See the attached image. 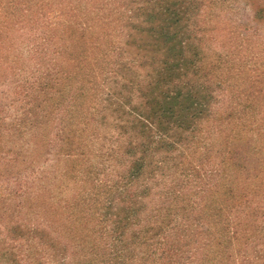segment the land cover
<instances>
[{"label": "rangeland", "instance_id": "rangeland-1", "mask_svg": "<svg viewBox=\"0 0 264 264\" xmlns=\"http://www.w3.org/2000/svg\"><path fill=\"white\" fill-rule=\"evenodd\" d=\"M162 251L264 264V0H0V264Z\"/></svg>", "mask_w": 264, "mask_h": 264}, {"label": "trees", "instance_id": "trees-1", "mask_svg": "<svg viewBox=\"0 0 264 264\" xmlns=\"http://www.w3.org/2000/svg\"><path fill=\"white\" fill-rule=\"evenodd\" d=\"M187 110V108L186 107H182L181 108V111H186ZM152 123V122H151ZM153 126V127H152ZM152 129V130H157L156 132H159V133H163V134H165V132H166V130H161V128H159V126H158V124H156V123H154V124H150L149 126H144L143 124H142V127H141V130L144 132V131H146V132H148L149 134H152V130L150 129V128ZM163 131H165V132H163ZM142 133V132H141ZM150 143H155V141L154 140H152V141H150ZM157 143H159V142H157ZM135 205H136V202H135ZM132 206V204L129 202L128 203V207H131ZM128 209H130V208H128ZM222 243L220 242L218 245H217V247L216 248H218L220 245H221ZM218 251L217 250H214V251H212V253L213 254H216ZM162 254H163V256L164 257H168L170 260V262L171 263H173V264H185V263H187L186 261H187V259L186 258H188L187 256L184 258L183 257V253L182 254H178V253H169V252H167V254L165 253V251H162ZM169 255V256H168ZM184 258V259H183ZM166 264H170L169 262H167L166 261Z\"/></svg>", "mask_w": 264, "mask_h": 264}]
</instances>
